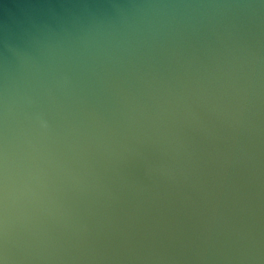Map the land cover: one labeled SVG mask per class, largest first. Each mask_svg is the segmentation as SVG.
I'll use <instances>...</instances> for the list:
<instances>
[{"label":"water","instance_id":"obj_1","mask_svg":"<svg viewBox=\"0 0 264 264\" xmlns=\"http://www.w3.org/2000/svg\"><path fill=\"white\" fill-rule=\"evenodd\" d=\"M0 264H264V0H0Z\"/></svg>","mask_w":264,"mask_h":264}]
</instances>
